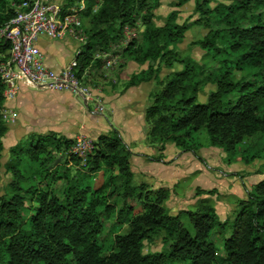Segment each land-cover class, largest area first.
Instances as JSON below:
<instances>
[{"label":"trees","instance_id":"1","mask_svg":"<svg viewBox=\"0 0 264 264\" xmlns=\"http://www.w3.org/2000/svg\"><path fill=\"white\" fill-rule=\"evenodd\" d=\"M22 1L0 0V24L16 15ZM69 1L63 13L83 0ZM84 1L79 12L89 18L91 36L75 53L79 77L100 66L96 51L119 45L123 28L139 27L141 18V40L133 38L122 50L149 65L130 74L127 88L158 79L162 65L172 69L158 79L162 88L146 105L147 135L197 153L205 133L207 146L246 164L264 157L263 149H256L264 141V0H195L199 17L182 23L179 7L190 0H175L176 8L160 26L152 24L158 0ZM197 24L208 29L194 41L207 62L173 48ZM9 48L0 42V53ZM177 62L181 69L173 68ZM208 83L216 89L202 101L199 94ZM5 89L0 77V169L8 131ZM74 143L56 132L31 133L25 144L11 148L13 160L6 168L15 175L14 191L0 195V264H264V178L247 188L232 218L221 220L206 200L172 214L165 203L170 188L134 182L131 150L117 128L100 133L85 158L73 150ZM52 147L66 152L64 168L59 158L46 156ZM59 179L61 193L54 186ZM124 225L127 230L119 232ZM215 227L230 230L223 259L211 238ZM156 232L163 233V248L144 252L145 240Z\"/></svg>","mask_w":264,"mask_h":264},{"label":"rangeland","instance_id":"2","mask_svg":"<svg viewBox=\"0 0 264 264\" xmlns=\"http://www.w3.org/2000/svg\"><path fill=\"white\" fill-rule=\"evenodd\" d=\"M57 1L62 5L70 2L69 0ZM216 1L230 2V0H215L214 2ZM214 2L212 4H215ZM73 3L75 4L74 8H78L81 2L73 1ZM174 4L175 0H158V7L154 10L152 24L156 26L165 24L168 14L176 8ZM195 8V0H190L179 7L180 13L177 21L182 23L187 20L191 22L197 19L199 13L196 12ZM81 17L83 20V31L88 42L91 36V32L87 30L90 26L89 18L85 15ZM138 24L139 27L133 28L134 34L130 40L126 41L123 38L117 47L110 49L109 52L111 54L118 55L117 61L112 65H106V59L99 57L103 50L95 52V57L101 60L100 66L87 70L83 77V81L91 90L90 96L92 100L90 102L87 103L81 94H77L67 88L62 89L67 93L78 96V102L80 103L69 107L67 105L68 98L63 97V95L59 96V94L50 91L51 89L49 88L23 84L15 96L5 99L3 113L8 131L2 138L4 150L0 169V195L8 197L14 191L12 182L15 179V175L6 168V164L13 160L11 148L15 145L25 144L31 133L48 134L56 132L60 136L73 138L76 143L78 138L93 141L100 133L109 132L114 128L112 122L116 121L117 102L120 96L128 89L127 84L130 74L139 73L149 65V63L143 65L137 63L130 54H125L122 50L133 38L136 41L141 40L142 30L145 28L142 25L141 18L138 20ZM207 32L208 29L205 26L193 25L187 30L183 42L178 43L173 48L178 51L180 56H191L196 60L207 62L205 51L194 43V41L204 38ZM78 44L81 47L85 43L81 41ZM73 57L72 52L68 51L66 53L62 51L58 56V62L61 65H67ZM173 68L181 69L182 65L177 62ZM171 71V68L162 65L161 70L157 72L158 79H166L167 74ZM158 79L154 78L151 80L154 85L148 96L147 103L151 94L158 92L162 88V84L157 82ZM215 89V84H206L199 94L200 100L206 101L210 91ZM58 99H62L64 103L59 110L52 108L53 102ZM97 102L104 105L103 111L96 110ZM147 128L148 124L144 128L143 142L141 144H132V146H136L138 151L137 153L131 151L130 156L135 172L134 182L145 181L153 188L160 186L170 188L171 194L165 203L172 214L183 208L195 209L206 200L208 204L213 205L215 208L216 206L218 207L221 220L232 218L238 207V201L246 198L247 188L253 186L251 184L253 180L248 182V185L245 184L244 180L246 177L250 174L258 173V171L264 173V157L256 158L251 164L252 169L248 170V164L240 157L233 158L219 147L207 146L205 133L200 135V139L205 146L195 153L193 151H183L170 141L162 144L158 139L147 135ZM128 147L130 149L129 145ZM259 148L263 149L262 153H264V141L256 147L258 150ZM256 149H253V151ZM51 151L52 154H47L46 156L48 158L52 156L59 158L62 168H64L66 152L53 147ZM157 156H161L163 160L161 162L155 161L153 158ZM145 158L151 161L149 163L151 167H146ZM48 160L47 162L50 164ZM71 166L73 167L74 165ZM254 178L257 180L258 176ZM54 186L56 192L61 193L62 180L56 181ZM198 187L202 190L214 189V191L199 193L197 191ZM201 194L205 197L198 199L197 196ZM30 203L27 201L26 204L29 205ZM188 221L187 217H185L184 222L189 224ZM127 228L128 225H124L118 230L119 232H125ZM106 233L108 234L109 231ZM229 233V229L221 231L219 227H215L211 232V238L217 245L220 259L225 257L224 237ZM162 237V232L152 234L144 242V252L161 250L163 248Z\"/></svg>","mask_w":264,"mask_h":264},{"label":"built area","instance_id":"3","mask_svg":"<svg viewBox=\"0 0 264 264\" xmlns=\"http://www.w3.org/2000/svg\"><path fill=\"white\" fill-rule=\"evenodd\" d=\"M17 7L16 15L0 24V42L6 41L10 45L7 52L0 53V77L6 85L5 98L15 96L23 84L54 90L67 88L81 94L87 103L90 102L91 90L83 81L84 76L79 77L77 74V59L74 57L63 68L54 69L46 63L39 45L42 36L52 39L72 37L78 43H86L82 14L79 12L86 8L85 1H81L78 8L65 13L63 5L57 0H24ZM133 34L134 30L130 26L123 28L124 40H130ZM99 57L106 59V65H112L118 59V55L109 51L102 52ZM103 109L104 105L97 102L96 110ZM92 143V140L78 138L73 150L85 158Z\"/></svg>","mask_w":264,"mask_h":264},{"label":"crops","instance_id":"4","mask_svg":"<svg viewBox=\"0 0 264 264\" xmlns=\"http://www.w3.org/2000/svg\"><path fill=\"white\" fill-rule=\"evenodd\" d=\"M39 45L43 50L46 63L54 69L55 68L61 69L64 66H66L65 64L61 65L58 62L59 60L58 56L62 51L66 53L68 51L70 53L72 52V56L74 55L75 57V53L80 47L78 42L72 37H66L64 39H52L42 36L39 39ZM153 85L154 82L150 80V81L142 82L135 86H131L120 96L117 102V114L115 116L116 121H113L112 124L114 125L115 128H117L121 132L125 142L130 146V150L133 153H137L138 151L136 146L134 147L132 146V144L133 145L141 144V142H143L142 139L145 134L144 128L147 125L145 119V109H146V105L148 104L147 103L148 96L150 92L153 90ZM50 91L54 92L55 94H59V96L63 95V97L68 98L67 105H69V107L78 105L80 103L78 102V96L76 94L74 95L72 93H67L64 90L51 89ZM63 104L64 103L62 99H58L55 102H53L52 108L59 110L63 106ZM144 161L146 162L145 164L146 167H151L150 166L151 164H149L151 163V161H148L146 158ZM251 164L252 163L248 164V168H247L248 170L252 169ZM256 176H258L257 180H255L256 178H254ZM263 178H264V173L258 171V173L250 174L249 176H247L244 182L246 185H248V182L253 180L251 184H255ZM203 196L204 195L201 194L200 196H197V198L199 199ZM216 209L218 212L217 206ZM218 214L220 215L219 212Z\"/></svg>","mask_w":264,"mask_h":264},{"label":"water","instance_id":"5","mask_svg":"<svg viewBox=\"0 0 264 264\" xmlns=\"http://www.w3.org/2000/svg\"><path fill=\"white\" fill-rule=\"evenodd\" d=\"M86 101V100H85Z\"/></svg>","mask_w":264,"mask_h":264}]
</instances>
